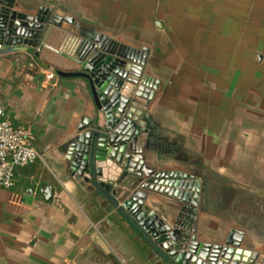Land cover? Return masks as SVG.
<instances>
[{
  "label": "crops",
  "instance_id": "1",
  "mask_svg": "<svg viewBox=\"0 0 264 264\" xmlns=\"http://www.w3.org/2000/svg\"><path fill=\"white\" fill-rule=\"evenodd\" d=\"M6 5L27 20L60 21L45 26L42 47H0L3 118L28 129L41 155L16 169L13 187L0 188V264H174L122 207L153 175L171 174L163 178L187 182L190 192L198 183V205L184 210L182 230L191 229L200 243L225 246L230 233L222 237L205 216L203 176L212 160L227 168L249 147L254 163L264 166V123L242 112L249 100L247 110L264 118V65L249 61L252 52L264 54V0H0V9ZM96 39L127 55V79L137 78L139 86L146 78L152 92L149 100L132 95L136 105L127 111L146 129L134 154L152 174L141 179L118 183V163L69 154L79 136L103 126V117L85 79L44 78L47 69L70 72L77 62L95 61ZM234 116L240 121L233 126ZM245 128L250 137L243 147ZM146 195V206L175 224L181 203ZM240 243L264 260L259 243L246 234Z\"/></svg>",
  "mask_w": 264,
  "mask_h": 264
},
{
  "label": "water",
  "instance_id": "2",
  "mask_svg": "<svg viewBox=\"0 0 264 264\" xmlns=\"http://www.w3.org/2000/svg\"><path fill=\"white\" fill-rule=\"evenodd\" d=\"M59 21L57 17L27 20L18 13L10 12V5H6L0 9V47L3 46L6 52L27 51L28 48L33 49L38 45L42 47L40 39L45 26L54 25ZM102 41L103 39L95 40L98 43V47L93 51L96 52L95 61H76L80 67L75 71L54 70L60 78H82L88 82L104 122L102 127L97 126L91 132L79 136V144H73L69 154L76 150L84 152V156H89L91 160L93 156H96V159L103 156L107 157L109 162L118 163L122 167L118 183L125 176L141 179L143 173L152 174L142 168L141 161H136L134 154L137 149L135 144H140L141 141L137 138L144 137L146 129H142L141 123L134 120L127 111L130 104L136 105L131 101L132 95L149 100L152 92L147 88L146 78L139 86L137 78L127 79L131 67L125 59L130 58L115 51L114 47L112 50L105 49ZM91 55L92 53L89 57ZM132 69L137 73L140 71L138 67ZM126 87L129 92H124ZM82 144L86 147L80 149ZM129 148H133L130 153ZM85 163L88 164L86 158L83 160V164ZM165 176L153 175L145 179L141 188L134 189L126 197L122 207L156 244L162 246L166 257L174 264H264V260L258 261L259 253L240 248L242 236H236L235 232L229 234L225 246H218L200 243L195 235L191 234V229L182 230L180 219L184 216L186 208L197 207L200 187L197 183L190 192L187 182L169 179L173 177L171 174L166 176L168 179H164ZM146 191L160 193L181 203L182 208L175 224H166L163 218H159L146 206Z\"/></svg>",
  "mask_w": 264,
  "mask_h": 264
},
{
  "label": "rangeland",
  "instance_id": "3",
  "mask_svg": "<svg viewBox=\"0 0 264 264\" xmlns=\"http://www.w3.org/2000/svg\"><path fill=\"white\" fill-rule=\"evenodd\" d=\"M249 58H251L249 61L255 65H264V54L258 51L249 54ZM247 102L250 101L246 100L242 104L243 114L248 116L246 118L260 121L262 125L264 118L252 115L246 106ZM231 121L234 126L240 120L234 116ZM247 130L245 128L242 134L240 133L243 136L240 141L244 140L243 147L246 139L250 137ZM236 132L235 137L238 136ZM259 138L260 135L255 140L259 141ZM232 143L236 144V141ZM252 152L250 147L248 150H242L241 156L237 152L238 155L233 156L238 158L232 159V164L227 168L217 166L220 162L216 159L212 160L210 171H206L203 176L205 181L201 200L206 206L205 216L216 223L217 232L222 237L225 233L231 232H235L236 236L246 234L249 240L259 243L256 249L264 252V181H257L258 174L264 172V166L261 163H254L256 160L252 157ZM228 153L231 156L235 150H229ZM240 158L243 159L240 161Z\"/></svg>",
  "mask_w": 264,
  "mask_h": 264
},
{
  "label": "built area",
  "instance_id": "4",
  "mask_svg": "<svg viewBox=\"0 0 264 264\" xmlns=\"http://www.w3.org/2000/svg\"><path fill=\"white\" fill-rule=\"evenodd\" d=\"M56 77L52 68L44 73L46 81ZM32 135L28 129L14 125L3 118L0 110V188L14 185L15 171L41 160V155L31 146ZM143 184L140 186L142 187Z\"/></svg>",
  "mask_w": 264,
  "mask_h": 264
}]
</instances>
